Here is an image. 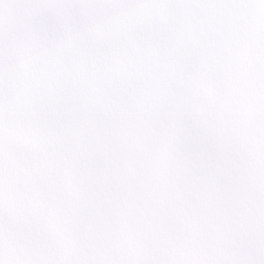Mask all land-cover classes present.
<instances>
[{
	"label": "snow or ice",
	"instance_id": "6c2138e0",
	"mask_svg": "<svg viewBox=\"0 0 264 264\" xmlns=\"http://www.w3.org/2000/svg\"><path fill=\"white\" fill-rule=\"evenodd\" d=\"M0 264H264V0H0Z\"/></svg>",
	"mask_w": 264,
	"mask_h": 264
}]
</instances>
